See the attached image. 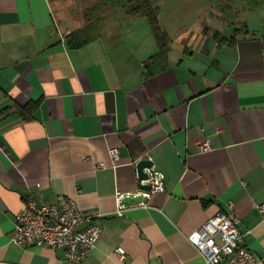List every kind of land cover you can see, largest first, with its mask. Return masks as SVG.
<instances>
[{"label":"crops","instance_id":"crops-1","mask_svg":"<svg viewBox=\"0 0 264 264\" xmlns=\"http://www.w3.org/2000/svg\"><path fill=\"white\" fill-rule=\"evenodd\" d=\"M99 2L0 0V264H68L62 249L11 242L27 197L61 195L102 228L81 264H206L187 236L228 201L243 246L264 264V3L173 0L170 23L158 18L169 47L156 66L148 19L121 7L102 16L98 39L70 47ZM223 7L247 18L228 24ZM203 140L211 151L198 152ZM148 157L164 192L120 217L117 193L143 190L135 163Z\"/></svg>","mask_w":264,"mask_h":264},{"label":"built area","instance_id":"built-area-1","mask_svg":"<svg viewBox=\"0 0 264 264\" xmlns=\"http://www.w3.org/2000/svg\"><path fill=\"white\" fill-rule=\"evenodd\" d=\"M209 140L198 143L199 153L211 151ZM110 158L119 160L117 148L108 150ZM149 160L150 157H148ZM97 168H105L99 163ZM147 179L138 180L140 187L149 186V190H141L133 197L140 196L142 201L133 206H146V200L157 193L164 192L165 176L154 167L145 169ZM138 177V176H137ZM125 195L117 193L118 216L122 217L128 207L123 204ZM228 211L218 210L199 229L187 236L188 242L201 254L206 264H255L254 255L242 244V236L238 230L239 216L234 211V203L228 201ZM264 216V204L257 206ZM96 216L84 214L77 202L65 195L58 197L56 204H42L33 197H27L22 211L16 216L11 242L18 246L47 247L62 249L68 264H81L86 260L101 239L102 228L94 222ZM88 226L80 229L82 222ZM115 254L124 261L125 252L118 248Z\"/></svg>","mask_w":264,"mask_h":264},{"label":"trees","instance_id":"trees-1","mask_svg":"<svg viewBox=\"0 0 264 264\" xmlns=\"http://www.w3.org/2000/svg\"><path fill=\"white\" fill-rule=\"evenodd\" d=\"M248 3V5L252 8H256L264 3V0H244ZM121 7L125 10L126 14L130 17H146L152 27L153 34L156 38L158 45V52L152 56L149 61L156 62V66L159 64L163 65V61L166 57V52L168 50L169 38L166 31H164L158 20V8L154 7L150 0H100L99 4L95 5L92 10L87 14V20L90 21V25L83 30H78L71 33L68 36V43L71 48L78 49L91 43L100 37L99 32V23L103 19L102 16L110 9ZM232 11H226L224 13V18L229 21L233 20L232 17L228 15ZM96 13L99 14L98 18L89 17ZM204 32L206 35L211 33L214 38L221 37V34L217 30H212L208 28H204ZM163 70V66L152 69L151 73H158Z\"/></svg>","mask_w":264,"mask_h":264},{"label":"rangeland","instance_id":"rangeland-1","mask_svg":"<svg viewBox=\"0 0 264 264\" xmlns=\"http://www.w3.org/2000/svg\"><path fill=\"white\" fill-rule=\"evenodd\" d=\"M151 1H152L153 5L159 7V16H158V18L160 20L161 25L163 27L167 26L170 23V21H171V17L170 16H171V13H172V7L174 5L173 4V0H151ZM218 1H220V0H218ZM233 1H235V0H233ZM237 1L241 2L242 0H237ZM223 3L225 4V2H223ZM183 8H186L185 11H189L191 9V4L188 5L187 7L184 6ZM224 8L225 7H223V9ZM235 8L238 9L237 7H235ZM245 8H246V5H245ZM225 9L228 10V11H231V9H229V8H225ZM236 9H234L232 12L228 13V15L230 17H232L234 20H236L234 23H236L237 21L239 23L240 20L246 19L247 15L241 13V12H243L242 10H241V12L238 11L239 13H237ZM211 14H209V15H211ZM224 14H226V13L222 12V16L223 17H224ZM192 15H194V14H192L190 11L187 12V13H182V16L180 18V22H178V21L176 22V24L181 25L180 29H182V26L184 24L186 25V20L189 19V17H192ZM213 15H216V14H213ZM143 18H145V17H143ZM221 19L224 22L228 23V24L231 23V19L230 18L228 19L230 22H227L226 19H225L226 21L223 18H221ZM144 20H146V19H144ZM209 26L212 27L213 25H209Z\"/></svg>","mask_w":264,"mask_h":264},{"label":"water","instance_id":"water-1","mask_svg":"<svg viewBox=\"0 0 264 264\" xmlns=\"http://www.w3.org/2000/svg\"><path fill=\"white\" fill-rule=\"evenodd\" d=\"M135 168L138 176V180H145L147 179V174L145 173V169H151L153 168V162L149 159H140L135 163ZM141 189L143 190H149V186H142ZM142 197L137 196H124L122 198L123 204H130V203H140L142 201Z\"/></svg>","mask_w":264,"mask_h":264}]
</instances>
